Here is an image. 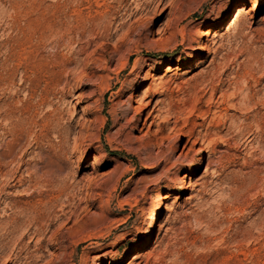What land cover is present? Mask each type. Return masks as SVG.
Masks as SVG:
<instances>
[{
    "label": "rangeland",
    "instance_id": "rangeland-1",
    "mask_svg": "<svg viewBox=\"0 0 264 264\" xmlns=\"http://www.w3.org/2000/svg\"><path fill=\"white\" fill-rule=\"evenodd\" d=\"M152 1L0 0V264H264V3Z\"/></svg>",
    "mask_w": 264,
    "mask_h": 264
},
{
    "label": "bare ground",
    "instance_id": "bare-ground-1",
    "mask_svg": "<svg viewBox=\"0 0 264 264\" xmlns=\"http://www.w3.org/2000/svg\"><path fill=\"white\" fill-rule=\"evenodd\" d=\"M114 1V0H113ZM116 1V0H115ZM163 1L164 0H153L152 1V3H154V8H153V10H152V12L151 13H153V15L156 17V15L157 16H163L164 14H165V12H166V10H167V8H166V5L167 4H169V5H171V11H172V9H173V2H166L165 3V5H163V8L162 9H160V7L162 6V3H163ZM119 3V2H118ZM264 3V0H261V4H263ZM149 5L150 4H147V6L149 7ZM98 6H99V4H98ZM138 8H139V6H137ZM258 8L259 7H257V8H255V10H258ZM241 12H242V6L241 7H239V8H237V10H236V12H235V16H234V19H233V23L234 22H236V21H238L239 20V18H240V14H241ZM136 13L137 14H139V15H144V16H146V15H148V14H150L146 9H142V11L141 10H136ZM132 15H133V13H131ZM134 16V15H133ZM130 17V16H129ZM103 18V17H102ZM157 20V19H156ZM45 21V20H44ZM137 25H138V23H139V21L137 20L136 22H135ZM156 23V22H155ZM54 23L53 22H51V21H45V25H44V29H43V32H42V35H44V34H46L47 32H52V30L54 29ZM106 26V25H105ZM56 27V26H55ZM105 29V28H104ZM137 29H139L138 30V38H140L143 34H144V31H145V28L144 27H142V26H138L137 27ZM56 30V29H55ZM167 30V27H166V25H165V27L163 26V27H160L159 29H158V32L159 33H163V32H165ZM34 31V30H33ZM210 37H212L213 38V40H212V42L211 43H213V44H215L216 42H215V40H216V38H218L219 37V34H218V32L217 31H215V30H210V29H206V30H204V32H202L201 34H200V36H199V41H201V48H202V50H201V52H213V50H212V48H208L207 46H206V43H207V41H208V39L210 38ZM207 47V48H206ZM216 52V51H215ZM170 69V68H169ZM171 82H173V83H175V81H173V79H169V81L168 82H165V81H163V83L161 84V87H159L160 89L159 90H156L155 92H153L152 90H149L147 93H148V95L149 96H151L152 97V99H151V102H152V100L154 99V96L157 94V95H159V97H161V96H164V97H168V95H169V93H168V91H167V89L168 88H166L167 87V85L168 84H170ZM169 87V86H168ZM187 91V90H186ZM189 98H190V96H189ZM166 100H164V99H162V98H158V100H157V102L155 103V105L153 106V107H151V109H150V111H149V113H148V116H147V121L151 118V117H153V119L154 120H156L157 118H160L161 116H162V110H164L165 109V111H166V116H163V124L164 123H166V124H170V122H171V119H174V121H172L173 122V127H174V129L176 128V126H178L177 124H178V121H179V119L177 118V117H175L174 115H173V107H172V105H171V103H169V104H167L166 102H165ZM150 102V103H151ZM184 102V101H183ZM177 106V105H176ZM185 106V105H184ZM186 107V106H185ZM181 108V107H180ZM85 110V109H84ZM155 113H157L156 115H155ZM192 114H194V113H192ZM145 124H146V122H145ZM144 123H139V127L141 128V127H143L144 125H145ZM143 129V128H142ZM172 129V128H171ZM160 130L162 131L163 130V128H160ZM161 133V132H160ZM194 129H186V131H184V129L182 128L181 130H180V138L178 139V141L179 142H183L184 141V138L186 137L187 138V142H186V144H185V146L183 147V149H182V153H181V156L184 154V152L188 149V146H189V144H191V145H195V144H198L199 143V141H201V145L202 146H204L205 144H206V139H205V136H203V138H198V137H195L194 136ZM207 134V133H206ZM205 134V135H206ZM202 137V136H201ZM207 137V136H206ZM158 138V137H157ZM159 141V140H158ZM156 145H157V147H158V149L160 150L159 152H164L165 150V148H166V150H169L168 152H170V154H172V153H174L175 151H176V149H177V147L175 146V145H169L168 147H163V142H158V144L156 143ZM206 147H207V145H206ZM166 153H167V151H166ZM150 154V153H149ZM160 154V153H159ZM161 155V154H160ZM162 155H163V153H162ZM170 156V155H169ZM166 157V156H165ZM167 158V157H166ZM174 158V157H173ZM167 160V159H166ZM169 160V159H168ZM168 161H165V163H167ZM164 196H159V199H158V203H157V205H156V208H155V212H157V211H159L161 208H162V206L164 205ZM41 210V209H40ZM36 220V219H35ZM155 221H156V216H155V214L152 216V218H151V221H150V224H149V228H151L153 225H154V223H155ZM34 223V222H33ZM38 226V225H37ZM38 228V227H37ZM41 228V227H40ZM39 229V228H38ZM47 230V229H46ZM149 230L150 229H148V230H146V233H148L149 232ZM37 232V231H36ZM35 233V232H34ZM43 233V232H42ZM40 234V233H39ZM37 235H38V232H37ZM43 235V234H42ZM41 235V236H42ZM39 236V235H38ZM45 237V236H44ZM44 237L41 239V240H38L39 241V244H42L43 242H44ZM39 239V238H38ZM159 240H157V241H155V242H153V244L155 245H159ZM145 252H138V254H134V256H133V261H136V260H139V259H141V258H144L145 257ZM51 263V262H50ZM109 264H114V261L113 260H111L110 261V263Z\"/></svg>",
    "mask_w": 264,
    "mask_h": 264
}]
</instances>
